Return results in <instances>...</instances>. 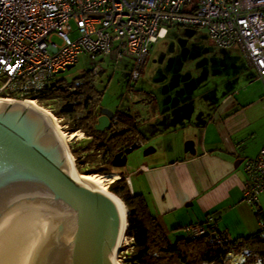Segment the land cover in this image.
I'll list each match as a JSON object with an SVG mask.
<instances>
[{"label": "built area", "instance_id": "1", "mask_svg": "<svg viewBox=\"0 0 264 264\" xmlns=\"http://www.w3.org/2000/svg\"><path fill=\"white\" fill-rule=\"evenodd\" d=\"M172 26L202 27L218 47L237 46L257 79L264 81V0H0V98L38 102L36 96L55 84L58 71L75 65L81 55L90 63L89 77L103 72L107 60L114 67L130 60V79L135 81L153 45ZM72 32L77 33L73 39ZM117 118L115 111L110 124ZM138 168L143 164L134 171ZM242 171L243 200L262 212L259 233L264 239V209L259 205L264 197V148L243 159ZM125 173L130 186V170ZM208 226L215 228L213 216L183 230L196 239ZM250 258L252 264H261L250 249H230L222 264H247Z\"/></svg>", "mask_w": 264, "mask_h": 264}, {"label": "crops", "instance_id": "2", "mask_svg": "<svg viewBox=\"0 0 264 264\" xmlns=\"http://www.w3.org/2000/svg\"><path fill=\"white\" fill-rule=\"evenodd\" d=\"M239 52L242 65L226 80L217 69L209 75L205 72L197 83L199 92L189 89L182 102H177L180 91L167 98V104L175 100L191 108L193 98L200 95L194 99L201 104L186 111L188 124L181 118L182 111H165L177 121L171 127L181 124L177 128H184L183 150L178 151L171 140L164 146L155 144L158 133L146 140L141 137V149L129 155L119 171L130 170V192L144 197L171 245L179 237H188L184 226L205 223L209 216L214 217L215 228L230 239L259 231L262 212L243 200L242 161L264 148V81L257 79L255 69ZM158 96L154 95L157 103ZM147 148L150 151L144 154ZM139 164L144 168L134 171ZM259 205L264 209V197Z\"/></svg>", "mask_w": 264, "mask_h": 264}, {"label": "water", "instance_id": "3", "mask_svg": "<svg viewBox=\"0 0 264 264\" xmlns=\"http://www.w3.org/2000/svg\"><path fill=\"white\" fill-rule=\"evenodd\" d=\"M23 101L0 100V264H112L116 204L78 179L47 118ZM112 113L97 111L94 129H108ZM140 149L133 142L111 165Z\"/></svg>", "mask_w": 264, "mask_h": 264}, {"label": "rangeland", "instance_id": "4", "mask_svg": "<svg viewBox=\"0 0 264 264\" xmlns=\"http://www.w3.org/2000/svg\"><path fill=\"white\" fill-rule=\"evenodd\" d=\"M70 25L74 28L72 21ZM76 36L77 33L72 32L69 37L73 39ZM239 53L237 46L228 50L218 48L202 27L172 26L167 37L159 39L154 44L140 76L135 81L130 79L132 65L129 60H122L115 67L111 61L107 60V66L103 72L95 77H90L95 90L99 93L97 102L92 98L85 106L86 92H82V94H77L74 100L68 97H58L55 100L47 99L37 102V104L47 110L53 109L51 113L56 118L63 117L61 123L67 124L64 131L82 130V138L71 139L67 143V150L79 173L104 174L112 172L118 175L120 169L116 168V170L119 169L116 171L115 167L107 163L110 149L107 148L105 137L103 142L97 143L96 141L90 145L91 131L88 126L81 124V121L84 122L83 117L87 110L93 108V111L94 109L99 111L101 108H107L113 112L124 111L134 116L137 131L145 140L158 133L161 134L160 139L155 144L164 146V143L167 144L168 140H171L173 146L181 151L185 148L182 138L184 133L182 129L184 128H177L183 127L181 124L176 129L171 127L176 125L177 121H174L173 117L169 118L165 111H182L181 118L187 124L190 123L186 111L201 104L200 99H194L199 98L200 95L193 98L194 102L190 105L191 108L185 103L178 105L177 102H182L186 98L183 94H189V89L191 92H199L197 83H199L198 80L204 78L205 72L209 75L217 69L226 80V76H230L232 71L242 65L243 57ZM89 65L90 63L81 55L75 65L57 73L53 79L54 81L62 80L70 85L85 74L88 76ZM184 82H192L193 85ZM224 87L226 88V86ZM82 90L84 91L83 88ZM177 91L183 92L177 96V102L174 100L173 103L167 104V98L176 94ZM155 94L159 95L158 103L154 99ZM72 103L76 104L74 112L65 111L64 109ZM125 242L121 249L119 248L115 256L116 260L119 259V264H137L134 260L136 253L134 240L127 234ZM163 262L166 261L163 260Z\"/></svg>", "mask_w": 264, "mask_h": 264}, {"label": "trees", "instance_id": "5", "mask_svg": "<svg viewBox=\"0 0 264 264\" xmlns=\"http://www.w3.org/2000/svg\"><path fill=\"white\" fill-rule=\"evenodd\" d=\"M74 83L76 85H73ZM73 86L75 87L74 91L68 89V87ZM82 92H86L85 106L92 98L97 102L99 93L86 74L70 85L62 80L55 81L53 86L41 92L36 98L38 102L58 97H68L74 100V97L77 94H82ZM75 107L76 104L72 103L64 110L71 113L74 112ZM117 114V120L103 131L94 129L97 111L95 109L93 111V108L87 110L83 117L84 122L81 121V124L88 126L91 131L92 141L90 145H93L96 141L97 143L103 142L105 137L107 148L110 149V157L107 159L109 165H111L113 155L119 149H124L136 141L142 142L140 133L135 126L134 116L120 110H117ZM126 176L125 172H119L116 180L108 186L107 192L114 194L118 202L121 204L123 202L122 205L128 210V226L125 235L128 234L134 239L136 248L134 260L137 264H222L226 250H242L244 248L256 252L261 264H264V239L260 237L259 231L246 237L230 239L216 228L212 229L208 226L207 232L203 236L196 239L179 237L175 240L174 245H171L163 229L149 212L144 197L141 194L130 192ZM256 211L260 214L259 210ZM220 237H227L229 242L224 244L219 241ZM163 260L166 262H163ZM253 260L254 258H250L247 264L252 263Z\"/></svg>", "mask_w": 264, "mask_h": 264}, {"label": "bare ground", "instance_id": "6", "mask_svg": "<svg viewBox=\"0 0 264 264\" xmlns=\"http://www.w3.org/2000/svg\"><path fill=\"white\" fill-rule=\"evenodd\" d=\"M0 100L13 101L9 98H0ZM23 103L33 107L34 109L39 111L42 115H44L47 118V120L49 121V123L51 124V126L53 127V129L55 130V132L57 133L59 138L61 139V141H62V143L66 149L67 157H68L69 163L71 165V168L74 171V173L76 174V176L78 177V179L81 182L88 185L91 189L99 191V192L109 196L114 201V203L116 204V206L119 210L120 217H121L120 218L121 219V226H120V231H119V235L117 238L115 248L113 249V252L111 254V263L112 264H119L120 261H119V259L116 260L115 256L117 255L119 248L125 243V241L127 239V235H125V231H126V227H127L128 210L126 207H124L122 205L123 204L122 201H121L122 204L118 202V200L116 199L117 197L114 194H112L111 192L110 193L107 192L108 186L111 185L116 180L117 174L116 173H109V174L79 173L74 166L73 158H72L71 154L67 150V143L71 139L82 138L83 132L80 131V129H76L73 132H69V131L66 132V130L64 131L63 126L59 120V117L56 118L51 113L52 112L51 110L44 109L43 107L39 106L36 101H33L31 99H25L23 101Z\"/></svg>", "mask_w": 264, "mask_h": 264}, {"label": "flooded vegetation", "instance_id": "7", "mask_svg": "<svg viewBox=\"0 0 264 264\" xmlns=\"http://www.w3.org/2000/svg\"><path fill=\"white\" fill-rule=\"evenodd\" d=\"M169 33V32H168ZM168 33H167V35H168ZM167 35L164 37V38H166L167 37ZM174 90H176V89H174ZM137 142V141H136ZM138 143V142H137ZM121 150H123V149H119V151H121ZM118 152V151H117Z\"/></svg>", "mask_w": 264, "mask_h": 264}]
</instances>
